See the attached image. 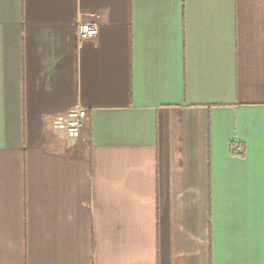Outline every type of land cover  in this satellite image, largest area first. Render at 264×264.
Masks as SVG:
<instances>
[{
	"label": "crops",
	"instance_id": "crops-1",
	"mask_svg": "<svg viewBox=\"0 0 264 264\" xmlns=\"http://www.w3.org/2000/svg\"><path fill=\"white\" fill-rule=\"evenodd\" d=\"M0 264H264V0H0Z\"/></svg>",
	"mask_w": 264,
	"mask_h": 264
},
{
	"label": "built area",
	"instance_id": "built-area-1",
	"mask_svg": "<svg viewBox=\"0 0 264 264\" xmlns=\"http://www.w3.org/2000/svg\"><path fill=\"white\" fill-rule=\"evenodd\" d=\"M99 34L97 25L80 22L78 24V37L79 40L86 41L95 39ZM89 115L86 110L74 109L65 114L56 116L52 120V128L56 132H63L67 135L70 141H78L84 129Z\"/></svg>",
	"mask_w": 264,
	"mask_h": 264
}]
</instances>
